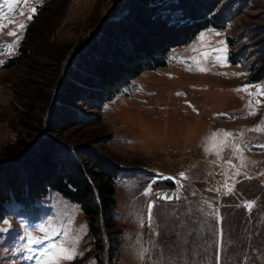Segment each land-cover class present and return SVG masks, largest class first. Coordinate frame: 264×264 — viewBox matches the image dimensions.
Listing matches in <instances>:
<instances>
[{
    "label": "rangeland",
    "instance_id": "1",
    "mask_svg": "<svg viewBox=\"0 0 264 264\" xmlns=\"http://www.w3.org/2000/svg\"><path fill=\"white\" fill-rule=\"evenodd\" d=\"M123 1L0 0V161L50 138L118 168L97 234L55 190L7 204L0 264H264V0H195L224 11L223 25L170 47L98 106L62 97L65 79L83 84L80 56L101 57L90 44ZM53 244L71 258L56 260Z\"/></svg>",
    "mask_w": 264,
    "mask_h": 264
},
{
    "label": "trees",
    "instance_id": "2",
    "mask_svg": "<svg viewBox=\"0 0 264 264\" xmlns=\"http://www.w3.org/2000/svg\"><path fill=\"white\" fill-rule=\"evenodd\" d=\"M182 1L175 0V4H183ZM126 2L125 12L121 15L119 12L108 20L100 37L90 44L92 49L99 50L101 57L93 54L90 56L93 59L86 58L85 53L80 56L79 61L86 72L82 69L81 74L77 72V77L83 84L65 79L61 87L64 93L62 97L68 94L94 95L100 101L86 102L98 106L105 99L104 95L109 97L143 69L164 65L166 51L170 47L187 41L208 25L221 26L225 20L224 11L213 9L211 4L203 1L188 0L175 16H171V8L164 9L166 0ZM162 12H165L164 16ZM239 54L230 53L229 59L237 61ZM262 73L263 70L254 75V79H259ZM84 81L94 86L86 87ZM57 111L60 122L56 126L61 129L60 123H64L67 115L64 111ZM55 121L53 123H57ZM44 140L22 150L18 156H14L16 158L0 161V217L5 206L11 202L22 207L34 206L48 190H55L80 205L93 224L91 231L97 234L98 222L107 218L113 206L111 195L118 168L101 158H89L75 147L65 146L50 138ZM87 160L95 164L87 167L84 164Z\"/></svg>",
    "mask_w": 264,
    "mask_h": 264
},
{
    "label": "snow or ice",
    "instance_id": "3",
    "mask_svg": "<svg viewBox=\"0 0 264 264\" xmlns=\"http://www.w3.org/2000/svg\"><path fill=\"white\" fill-rule=\"evenodd\" d=\"M29 19H31V17H29ZM20 27H23V25H20ZM9 35H15V33H9ZM247 207L251 208V204H247ZM151 208V205H150ZM41 232L47 233L48 229L47 228H41L40 229ZM49 237L47 235H45L43 238H34L32 236H29V243H39L41 242V239H48ZM51 248L54 250V254H55V259L59 260V259H70L71 256L67 254V250L63 247H57V245L53 244L51 245ZM44 264H53V256H49V259L47 261H44Z\"/></svg>",
    "mask_w": 264,
    "mask_h": 264
}]
</instances>
